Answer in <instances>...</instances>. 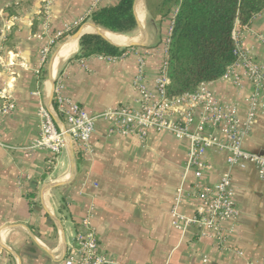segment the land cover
<instances>
[{
	"label": "crops",
	"instance_id": "0c3cea01",
	"mask_svg": "<svg viewBox=\"0 0 264 264\" xmlns=\"http://www.w3.org/2000/svg\"><path fill=\"white\" fill-rule=\"evenodd\" d=\"M118 1L50 0L49 12L42 15L43 0H0V88L12 81L16 101L14 113L0 121V264H65L81 220L90 211L101 250L111 264H262L264 176L254 165L232 171L239 216L225 222L233 231L224 243L200 237L196 225H175L172 207L178 189L185 192L179 211L192 217L194 185L216 183L229 171L225 151L207 150L212 167L198 179L185 168L188 139L151 130L142 140L111 131L113 122L100 118L86 155L71 142L52 165L45 149L25 153L40 134L39 106L52 103L53 85L90 115L123 104L140 110L134 82L143 55L144 83L155 90L154 75L165 63V39L176 9L162 19L151 14L149 0L137 1L131 33L139 40L143 30L144 45L117 56L78 57L81 38L70 40L75 32L66 33L83 20L86 34L98 33L89 15ZM235 29L242 49L264 65V41L259 38L264 36V10L249 26ZM61 32L65 34L57 37ZM47 45L51 51L43 63L41 51ZM70 45H75L74 52L59 65ZM208 84L222 102L236 103L244 117L253 89L249 80L243 79L240 87L225 79ZM56 122L65 123L58 117ZM214 133L222 137L220 131ZM243 148L264 152V113L244 138Z\"/></svg>",
	"mask_w": 264,
	"mask_h": 264
},
{
	"label": "built area",
	"instance_id": "2783aa9c",
	"mask_svg": "<svg viewBox=\"0 0 264 264\" xmlns=\"http://www.w3.org/2000/svg\"><path fill=\"white\" fill-rule=\"evenodd\" d=\"M49 4L50 0H43L39 14L47 15ZM71 29L68 28L66 33ZM9 30L8 26L5 31ZM171 32L172 26L165 39V63L154 75V91L149 90L144 83L147 75L146 62L143 55L139 56V69L134 85L139 93L140 110L123 104L109 108L100 115H90L82 106L63 96L59 86H54L52 103L47 105L42 102L39 106L40 134L24 150L27 155L37 149L47 150L51 165L58 160L70 142L79 152L86 155L90 150V138L95 131L96 122L103 118L113 122L111 131L136 135L142 140L147 138L151 130L169 132L176 138L188 139L190 144L185 168L187 171L193 170L198 179L212 167L205 157L207 150L215 148L225 151L229 171L224 172L216 183L198 181L194 185L190 195L196 200L194 215L188 217L179 211L181 199L185 194L182 187L178 189L172 207L175 225L179 227L196 225L200 229V237L208 236L219 243H224L227 235L233 231L232 226L229 228L224 226L225 222L233 223L239 216L235 200L233 169L254 165L259 174L264 176V152H251L243 148L244 138L250 134L259 114L264 113V65L251 58L248 52L242 49L238 39L239 33L235 29L233 38L237 59L219 79L229 80L237 87L242 85L243 79L251 82L253 89L247 99L248 106L244 117H240L236 103L222 102L216 96L208 84L213 81L202 82L193 92L171 97L167 92L170 83L167 75V56ZM64 34L58 33L57 37ZM259 38L264 41L263 35H259ZM53 43L54 41H51L50 45ZM50 45L45 46L41 51L43 63L50 54ZM0 62H2L1 57ZM11 75H13L12 71ZM15 109L14 85L9 81L0 88V121L11 116ZM57 117L63 118L65 123L58 124ZM217 130L221 132L222 137L214 133ZM91 217L92 211L81 220L74 243L67 252L65 264L114 263L101 250ZM204 261L208 259L205 258ZM262 264H264V255Z\"/></svg>",
	"mask_w": 264,
	"mask_h": 264
},
{
	"label": "trees",
	"instance_id": "16d2710c",
	"mask_svg": "<svg viewBox=\"0 0 264 264\" xmlns=\"http://www.w3.org/2000/svg\"><path fill=\"white\" fill-rule=\"evenodd\" d=\"M134 1L119 0L98 7L89 19L110 31L129 34L136 26ZM149 9L154 17L162 19L176 9L167 56V92L177 97L195 91L202 82L219 79L236 61L233 32L237 25L249 26L264 10V0H149ZM8 12L15 15L13 7ZM126 49L114 46L100 34H84L78 57L117 56Z\"/></svg>",
	"mask_w": 264,
	"mask_h": 264
},
{
	"label": "bare ground",
	"instance_id": "6f19581e",
	"mask_svg": "<svg viewBox=\"0 0 264 264\" xmlns=\"http://www.w3.org/2000/svg\"><path fill=\"white\" fill-rule=\"evenodd\" d=\"M139 24L142 26V24L140 22H139ZM97 30H98V34L104 36L107 40H109L113 44H125V43L132 42L134 40H137L134 37L129 36V35L113 32V31H110V30H102L100 27H98ZM110 38H112V40ZM74 50H75V45L68 46L64 50V53H63V55L61 57V60L59 61V65H61V63L69 55H71L74 52ZM53 82H54V80H53Z\"/></svg>",
	"mask_w": 264,
	"mask_h": 264
},
{
	"label": "water",
	"instance_id": "95a60500",
	"mask_svg": "<svg viewBox=\"0 0 264 264\" xmlns=\"http://www.w3.org/2000/svg\"><path fill=\"white\" fill-rule=\"evenodd\" d=\"M137 1L139 0H135L134 2V5L135 3H137ZM87 24H83L81 25L77 31L72 35L71 39L70 40H75V39H79L81 38L84 34H86V32H84V28ZM93 25L95 28H98L99 26L95 25V24H91ZM91 34H95V35H98L97 31H92L90 32ZM144 37H145V32L143 30H141V36L139 38V40H134L132 42H129V43H125V44H113L114 46H117V47H121V48H132V47H137V46H143L144 45ZM59 51V50H58ZM56 51V53L58 52ZM55 83V82H53ZM53 91H54V85L51 89V101L53 100ZM52 108L54 109V104L52 106Z\"/></svg>",
	"mask_w": 264,
	"mask_h": 264
},
{
	"label": "rangeland",
	"instance_id": "374dc122",
	"mask_svg": "<svg viewBox=\"0 0 264 264\" xmlns=\"http://www.w3.org/2000/svg\"><path fill=\"white\" fill-rule=\"evenodd\" d=\"M43 15V14H42ZM85 23V21L83 20V21H81L78 25H76L75 27H73L72 29H71V31L70 32H68V33H73L75 30H76V28H77V26H79V25H83ZM130 36H132V37H134L135 36V34H133V33H131L130 34Z\"/></svg>",
	"mask_w": 264,
	"mask_h": 264
}]
</instances>
